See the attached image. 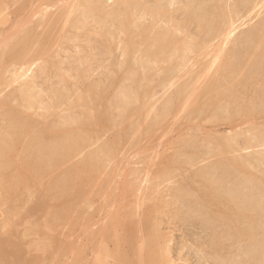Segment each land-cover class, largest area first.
I'll return each mask as SVG.
<instances>
[{
	"label": "rangeland",
	"instance_id": "1",
	"mask_svg": "<svg viewBox=\"0 0 264 264\" xmlns=\"http://www.w3.org/2000/svg\"><path fill=\"white\" fill-rule=\"evenodd\" d=\"M189 1H0V56L4 44L12 43L13 47L22 39L20 35H27L25 31L30 33L32 30V40L37 36L36 42L31 40L32 43H29L27 54L32 53L31 57L27 58L26 54V59L30 58V61L31 58L38 59L30 78L18 80L17 75L22 66L18 60L9 61L10 55L14 56L12 52L8 54L9 59L6 57L8 60L5 58L7 62L0 61V158L4 160L6 157L3 163L0 160V177L4 175L11 180L8 183L14 185L16 175L26 171L24 167L28 157L33 164L37 162L35 159H39L38 162L49 163L51 167L37 172V176L41 174L39 178L34 172H24L27 185L15 187V190L18 189L14 198L6 199L5 189L2 192L0 190V236H18L12 240H17L18 243L22 240L25 255L32 260L35 258L32 264H230L231 261V264H259L254 261V257L261 254L257 244L261 236H254L255 240L245 235L227 236L226 225L233 214L223 202L231 197L227 192H233L232 195H238L246 202L240 206L241 210L254 216L257 212L250 203L259 201L264 204V97L260 96V93H264V71L258 77L259 81H246L252 62L246 61L241 54L236 56L241 38L264 19V5L258 11L256 9L246 15L241 13L237 17L232 12L242 7L241 0L210 2L218 8L215 11L218 16L224 15L229 19L232 15L236 26L240 27H237L235 38L233 36L230 40L231 44L229 42L227 48L224 47L225 53L215 63L216 66L213 65V69L211 66L215 57H219L222 40L211 39L192 21L196 11L193 13L189 5L194 0ZM91 9L100 11L99 15L89 13ZM159 9L162 10L160 15L156 14ZM57 16L60 20L55 21V24L51 23ZM82 16L86 18L81 20ZM48 22L51 23L49 26ZM123 23L127 24L126 28ZM53 24L58 26L48 28ZM63 24L67 27L62 26ZM140 28L147 30L144 38ZM168 29L172 32L175 30L174 34L181 39L183 45L172 56L159 55V48L153 44L152 39ZM36 33H41L45 39L41 40V36ZM15 39L18 41L13 42ZM43 40L48 42H44L45 53L43 46L40 48ZM193 40H196L195 43ZM46 44H50L47 47L49 51ZM33 48L39 51L36 52ZM148 52L155 53L157 57L146 56ZM36 53L37 58L33 57ZM12 56V60H15ZM223 57L233 58L230 61L233 64L231 66H234L232 72L222 70L221 63L227 60H223ZM27 66L23 67L24 71ZM216 68L219 72H215ZM167 70L171 72L167 73ZM222 75L221 85L216 89L210 88L212 79L221 78ZM28 83H34L31 89L33 103L20 97L21 90L25 89L24 84ZM184 86L189 91L187 97H192L181 98L180 105L178 101L176 105H172L171 102ZM100 99L103 100L102 105ZM100 114L105 115L103 122L93 123L92 119ZM24 120L32 127H28V130L32 131L22 132L21 128H17L14 138L10 137L13 127ZM84 122L88 123L85 126L88 134L94 133L89 138L84 139L89 136L86 134L79 139L80 150H74L71 156L64 154L62 150L43 156L37 148L31 154L27 153L26 147L32 143L30 135L41 134L47 128L55 127L58 135L51 136L46 132V142L50 144L51 141L53 144L64 137V132L67 131L62 130L68 128L69 132L71 127L77 130L80 123ZM99 124L102 125L97 126ZM154 131L156 134H152ZM5 142L9 152L4 149V153L2 144ZM15 144L18 146L16 149ZM20 144L27 145H23L25 152ZM90 156L92 166L89 173L81 179L74 177L71 178L73 180H68L73 188L65 196L64 186L62 187L67 180L65 174L83 164ZM46 158H50V161ZM236 160L237 165L240 164L243 169L234 164ZM18 164H22L21 167ZM241 169L249 171L243 173ZM74 183L76 186L80 184L76 187ZM54 184L58 189L60 185L63 190L59 189L58 192L57 188L51 189ZM208 188L215 190L221 197L214 206L203 204L213 191ZM3 196L5 199H2ZM43 198L45 206L39 208ZM61 201L65 202L64 207L60 206ZM17 203L22 205L21 208ZM12 210L14 213L18 210V215H13ZM221 210L223 212L220 213ZM48 211L52 212L49 214ZM212 216H215L214 219ZM11 217L15 218L11 220ZM53 220L55 221L52 222ZM240 225L241 230L257 229L256 232L264 234V217L258 223ZM46 228L52 232H47ZM232 230L235 232L237 229ZM51 237L56 243L53 244ZM154 241L153 247L147 248L149 242ZM17 242L15 243L18 244ZM219 244L222 246H218ZM248 253L251 254L249 258L246 257Z\"/></svg>",
	"mask_w": 264,
	"mask_h": 264
},
{
	"label": "bare ground",
	"instance_id": "2",
	"mask_svg": "<svg viewBox=\"0 0 264 264\" xmlns=\"http://www.w3.org/2000/svg\"><path fill=\"white\" fill-rule=\"evenodd\" d=\"M0 1H2L3 2V0H0ZM121 1V0H120ZM213 1H217V0H194L193 2H191V0L189 1V2H191V4H189V2H188V4L190 5V9L193 11V13L195 12V18H193L192 19V21H195L198 25H199V27H200V30L202 31V32H205L208 36H210V38L212 39V38H221V40H222V47H221V51H219V57L217 58V57H215L216 59H215V62H213L212 63V66L211 67H213V69H214V66H216L215 65V63H217V61H219L218 59L219 58H221V56L223 55V53H225V50H224V47H226V46H228L227 44H229V42H230V40L232 39V37L235 35V33H236V30H237V27L238 26H236V24H235V22H234V20H233V17H232V15H230V17H229V19H227V17L226 16H224V15H217L216 14V9H218L217 7H216V5H211L212 3H213ZM242 1V7L241 8H239V10L238 9H236L235 11H233L232 13L235 15V16H240V14L241 13H243V14H249V13H252L253 11H255L256 9H257V11H258V8L259 9H261V6L263 7V5H264V0H241ZM2 2H0V3H2ZM4 2H5V0H4ZM3 2V3H4ZM7 2V1H6ZM51 2H52V0H51ZM53 2H55V1H53ZM66 2V1H65ZM68 2V1H67ZM210 2H212V3H210ZM221 2V1H220ZM9 3V2H8ZM225 3V2H224ZM67 4V3H66ZM141 4V3H140ZM188 4H187V6H188ZM216 4V3H215ZM1 5V4H0ZM219 5V4H218ZM56 6V5H55ZM138 6V5H137ZM136 6V7H137ZM142 6V5H141ZM69 7V6H68ZM117 7H119V6H117ZM143 7V6H142ZM71 8V7H70ZM122 8V7H121ZM156 8H159V7H156ZM135 9V8H134ZM138 9V8H137ZM166 9V8H165ZM189 9V8H188ZM47 10V9H46ZM122 10V9H121ZM153 10V9H152ZM160 10V11H159ZM159 10H157V12H156V14H161L162 12V10L161 9H159ZM45 11V10H44ZM59 11V10H58ZM58 11H57V13H58ZM131 11V10H130ZM98 12H100V11H98V10H96V9H91V10H89V13H91L92 15H99L98 14ZM49 13V12H48ZM80 13H81V11H80ZM83 13V12H82ZM86 13V12H85ZM120 13V12H119ZM147 13V12H146ZM155 13V12H154ZM167 13V12H166ZM189 13H191V12H189ZM255 13V12H254ZM68 14V13H67ZM223 14V13H222ZM62 15V14H61ZM191 15V17H194V16H192V13L190 14ZM217 15V16H216ZM242 15V14H241ZM49 16V15H48ZM48 16H46V17H48ZM55 15H53V17H54ZM58 16L60 17V14H58ZM57 16V18H54V20L52 19L50 22L51 23H54L55 24V21H58V20H60V18ZM130 16V15H129ZM152 16V15H151ZM234 16V17H235ZM43 17H44V15H43ZM53 17H51V18H53ZM64 17H65V15H64ZM72 17V16H71ZM86 18V16H82V17H80L81 18V20L82 19H85ZM102 18V17H101ZM56 19V20H55ZM62 19V18H61ZM79 19V18H78ZM94 19V18H93ZM108 19H109V17H108ZM118 19H120V18H118ZM126 19V18H125ZM43 20H46L45 18L43 19ZM191 20V19H190ZM239 20V19H238ZM70 21V20H69ZM50 22H48V26H49V24H51ZM79 23V22H78ZM116 23V22H115ZM120 23V22H119ZM127 23V22H126ZM126 23H123V27L124 28H126V26H127V24ZM50 25V27H48V28H51V27H54V26H56V25ZM126 24V25H125ZM22 25V24H21ZM235 25V26H234ZM58 26V25H57ZM56 26V27H57ZM62 26H64V24L62 25ZM99 26V25H98ZM103 26V25H102ZM143 26V25H142ZM22 27V26H21ZM56 27H54V28H56ZM64 27H67V25L66 26H64ZM43 27H41V29H42ZM97 28V27H96ZM99 28H101V27H99ZM186 28H189V27H186ZM238 28H240V27H238ZM15 29V28H14ZM47 29V28H46ZM62 29V28H61ZM64 29V28H63ZM67 29V28H66ZM141 29V32H142V38H144L145 37V35H146V33H147V30L145 29V28H140ZM153 29V28H152ZM156 29V28H155ZM34 30H36V29H34ZM44 30V29H43ZM49 31H50V29H48ZM55 30V29H54ZM122 30H123V28H122ZM160 30V29H159ZM239 30V29H238ZM10 31V30H9ZM19 31V30H18ZM18 31H16V33L18 32ZM29 31V30H28ZM32 31V30H31ZM31 31H30V33L29 32H27V31H25V34H27V35H25V37H24V35L22 36V35H20L21 37H22V39H20V42L19 43H17L16 42V45H13V47L11 46L12 45V43H11V45L10 44H4L5 46H4V49L2 50L3 51V53L1 54V56H0V61H2V63H4V62H7L6 61V59L8 58L9 59V56H8V54L10 53V52H12L11 54H13L14 56H12V55H10V59L11 60H9V61H15V62H20L21 63V66H22V68H20V69H22V70H20L19 72H18V75H17V77H19V79L18 80H24V79H26V78H30L31 76H30V74L31 73H33V70H34V66L37 64V60L36 59H34V60H32V58H31V61L29 60V59H26V54H27V50H28V48H29V43H32L33 41L34 42H36V40H37V36H36V38H34L33 40H32V37H33V34H31ZM53 31V30H52ZM60 31V30H59ZM175 31V30H174ZM172 32V31H170L169 29H168V31H164V32H161V33H159L158 34V36H156L154 39H152L153 40V44L154 45H157L158 46V48H159V55L161 54V55H168V54H171L170 56H172L173 54H175V52L176 51H178L179 50V48H180V46L181 45H183L182 44V41H181V39L179 40V37L177 38V35H175L174 33L175 32ZM249 31V30H248ZM247 31V32H248ZM21 32V31H20ZM27 32V33H26ZM105 32V31H104ZM155 32V31H154ZM34 33V32H33ZM46 33L47 34H50V33H48L47 31H46ZM65 33V32H64ZM119 33H120V31H119ZM157 33V32H156ZM29 34V35H28ZM37 35H40L41 37H40V39L42 40L44 37V35H41V33L40 34H38V33H36ZM42 34H45V33H43L42 32ZM53 34V33H52ZM140 34V37H141V33H139ZM237 34V33H236ZM46 35V34H45ZM154 35V34H153ZM200 35H202V34H200ZM19 36V38H21ZM50 36H51V34H50ZM133 36V35H132ZM236 36V35H235ZM235 36L233 37V39L235 38ZM6 37V36H5ZM11 37V36H10ZM9 37V38H10ZM139 37V36H138ZM150 37V36H149ZM9 38H7L8 39V41H9ZM50 39H51V37H49ZM80 38V37H79ZM182 38V37H181ZM200 38V37H199ZM36 39V40H35ZM39 39V38H38ZM45 39V38H44ZM132 39H134V38H132ZM151 39V38H150ZM32 40V42H30ZM47 40V39H46ZM131 40V39H130ZM149 40V39H148ZM15 41H18V40H14L13 42H15ZM49 41V40H48ZM195 41L196 40H193V43H195ZM44 42H45V40H43V43L41 42V46H40V48L42 47V50H43V48H44V46H45V44H44ZM150 42V41H149ZM40 43V42H39ZM45 43H48V42H45ZM145 43V42H144ZM143 43V44H144ZM192 43V42H191ZM34 44V43H33ZM131 44H133V43H131ZM134 44H136L135 42H134ZM138 44V43H137ZM230 44H231V42H230ZM1 45H3V44H1ZM35 46L37 45V44H34ZM47 45V44H46ZM50 45V44H49ZM49 45H47L46 46V48L47 47H49ZM54 45V44H53ZM56 45V44H55ZM150 45V44H149ZM239 47L237 46V49H238V52H237V55L236 56H238V54H241V56L246 60V61H248V62H252L251 64V67H250V70H249V74H248V78H247V80L246 81H252V82H257V80H258V77L260 76V75H262V73H263V71H264V19L263 20H261V21H259V24L257 25V26H255L254 28H252L248 33H246L245 35H244V37L243 38H241V40H240V43H239ZM38 46H39V44H38ZM2 47V46H1ZM99 47V46H98ZM112 47V46H111ZM185 47V46H184ZM31 48H32V46H31ZM39 48V49H40ZM46 48H45V51H46ZM55 48V47H54ZM142 48V47H141ZM227 48V47H226ZM34 49V48H33ZM32 49V51H33V53H34V50L36 51V49H34L33 50ZM47 50L49 51V48H47ZM189 50V49H188ZM37 51H39V50H37ZM36 51V52H37ZM48 51H47V53H48ZM134 51V50H133ZM136 51V50H135ZM237 51V50H236ZM235 51V52H236ZM14 52V53H13ZM43 52H44V50H43ZM147 52V51H146ZM29 53V52H28ZM45 53V52H44ZM46 53V54H47ZM177 53V52H176ZM188 53V52H187ZM32 54V53H31ZM30 54V55H31ZM146 54V53H145ZM28 56H27V58L30 56L29 54H27ZM40 55V54H39ZM38 55V56H39ZM177 55V54H176ZM188 55V54H187ZM218 55V54H217ZM235 55V54H234ZM8 56V57H7ZM11 56L12 57H14L15 58V60H12V58H11ZM47 56V55H46ZM145 56V55H144ZM146 56H148V57H152V56H154L155 58L157 57V56H155V53L153 54L152 52H148V54L146 55ZM224 56H227V55H224ZM229 56H231V55H229ZM233 56V55H232ZM7 57V58H6ZM31 57V56H30ZM33 57H36L37 58V53H36V55L35 56H33ZM41 57V56H40ZM176 57V56H175ZM6 58V59H5ZM44 58V57H43ZM224 58L225 59H227V57H223V60H224ZM235 58V57H234ZM7 59V60H8ZM41 59H42V57H41ZM183 59V58H182ZM182 59H180V60H182ZM232 59L233 58H229V59H227V60H225V61H223V63H221L222 65H221V68H223L222 70L224 71V72H232L233 70H234V66H231V65H233L230 61H232ZM5 60V61H4ZM18 60V61H17ZM28 60V61H27ZM48 60V59H47ZM52 59H50V61H51ZM172 60V59H171ZM4 61V62H3ZM57 62V61H56ZM171 62V61H170ZM1 63V62H0ZM154 63V62H153ZM165 63V62H164ZM65 64V63H64ZM150 64H152V63H150ZM158 64V63H157ZM160 64V63H159ZM158 64V65H159ZM218 64H219V62H218ZM16 65V64H15ZM28 65V66H27ZM57 65V64H56ZM154 65L156 66V64L154 63ZM174 65V64H173ZM177 65V64H176ZM214 65V66H213ZM17 66V65H16ZM15 66V67H16ZM24 66H27L28 68H27V70H25L24 71ZM4 67V66H3ZM24 67V68H23ZM42 67V66H41ZM50 67V66H49ZM218 67V66H217ZM233 67V68H232ZM221 68H220V71H221ZM1 69V68H0ZM129 69V68H128ZM137 69V68H136ZM211 70H212V68H210ZM225 69V70H224ZM237 69V68H236ZM17 70V69H16ZM173 70V69H172ZM2 71V70H1ZM18 71V70H17ZM164 71V70H163ZM219 72V70H218V68H216V71L215 72ZM49 72V71H48ZM52 72H53V70L51 71V74H52ZM171 72V70L170 71H168L167 70V73H170ZM207 72H208V70H207ZM209 72H211L210 70H209ZM17 73V72H16ZM77 73H78V71H77ZM160 73V72H159ZM238 73V72H237ZM240 74V73H239ZM128 75H129V73H128ZM158 75V74H157ZM165 75V74H164ZM207 75V74H206ZM3 76V75H2ZM49 76V75H48ZM156 76V75H155ZM205 76V75H204ZM225 76V75H224ZM17 77H16V80H17ZM180 77H181V75H180ZM160 78V77H159ZM182 78V77H181ZM202 78V77H201ZM0 82L2 81V78L0 77ZM32 79V78H31ZM180 79V78H179ZM215 79V80H214ZM261 79V78H260ZM27 80V79H26ZM213 81L211 82V84H210V88H215L216 89V87L217 86H219V85H221V83H222V80H223V75H222V77L220 78H213L212 79ZM224 80H226V79H224ZM25 81V80H24ZM115 81V80H114ZM259 81V80H258ZM3 82H5L4 80H3ZM14 82V81H13ZM18 82V81H17ZM16 82V83H17ZM201 82V81H200ZM70 83V82H69ZM78 83V82H77ZM198 83H199V81H198ZM206 83V82H205ZM225 83H226V81H225ZM249 83V82H248ZM64 84V83H63ZM85 84V83H84ZM88 84V83H87ZM25 86H24V88L25 89H23V90H21V95H20V97L22 98V100H28L29 101V103H33V95L31 94V89L33 88V86H34V83H28V84H24ZM199 85V84H198ZM223 85V84H222ZM250 85H252L251 83H250ZM8 86V85H7ZM71 85H69V87H70ZM78 86V85H77ZM86 86V85H85ZM207 86H208V84H207ZM246 86V85H245ZM203 87V86H202ZM244 87V86H243ZM63 88V87H62ZM115 88V87H114ZM84 89V88H83ZM87 89V88H86ZM55 90V89H54ZM204 90H206V88L204 87ZM33 91V90H32ZM76 91V90H75ZM127 92V91H126ZM188 88H185V86L182 88H180V90L178 91V94H177V96H175V98H174V100L171 102V104L172 105H176V103H177V101L179 102V101H181V98H184V97H187V94H188ZM210 92H212V90H210ZM60 93V92H59ZM195 94V93H194ZM198 95H199V93H197ZM197 94H195V95H197ZM91 95H93V94H91ZM190 95V94H189ZM201 95V94H200ZM206 95V94H205ZM211 95V94H210ZM88 96V95H87ZM103 96V95H102ZM191 96V95H190ZM189 96V97H190ZM260 96L261 97H264V93H260ZM41 97V96H40ZM51 97V96H50ZM90 97V96H89ZM189 97H187V98H189ZM192 97V96H191ZM200 97V96H199ZM201 97H202V95H201ZM256 97V96H255ZM96 98H97V96H96ZM123 98H124V95H123ZM93 99V97L91 98V100ZM97 99H99V97L97 98ZM122 99V98H121ZM195 100V99H194ZM197 100V99H196ZM264 100V99H263ZM61 101V100H60ZM82 101V100H81ZM97 101V100H96ZM103 101V100H102ZM101 101V99H100V104L102 105L103 104V102ZM182 101H184V100H182ZM65 102V101H64ZM84 102H85V100H84ZM102 102V103H101ZM187 102H188V100H187ZM199 102V101H198ZM86 103V102H85ZM88 103V102H87ZM98 103V102H97ZM180 103L181 102H179V105H180ZM184 103H186L185 101H184ZM195 103V102H194ZM258 103V102H257ZM64 104V103H63ZM84 104V103H83ZM105 104V103H104ZM169 104V103H168ZM201 104V103H200ZM209 104V103H208ZM23 105V104H22ZM190 105V104H189ZM192 105V104H191ZM33 106V105H32ZM91 106H92V104H91ZM185 106V105H184ZM198 106V105H197ZM260 106V105H259ZM120 107V106H119ZM179 107V106H178ZM178 107H176V108H178ZM190 107V106H189ZM195 107V106H194ZM208 107V106H207ZM245 108H246V106H244ZM248 107V106H247ZM102 108V107H101ZM100 109V108H99ZM130 109H132V108H130ZM172 109V108H171ZM189 109V108H188ZM196 109V108H195ZM209 109V108H208ZM133 110V109H132ZM178 110H180V109H178ZM182 110V109H181ZM17 111V110H16ZM113 111V110H112ZM130 111V110H129ZM198 111V110H197ZM211 111V110H210ZM83 112V111H82ZM90 112V111H89ZM88 112V113H89ZM102 113H104L103 112V110L101 111ZM177 112V111H176ZM203 112V111H202ZM247 112V111H246ZM14 113H15V111H14ZM85 113L86 112H84V115H85ZM93 113V112H92ZM99 113V112H98ZM181 113V112H180ZM255 113V112H254ZM17 114V113H16ZM15 114V115H16ZM90 114V113H89ZM97 114V113H96ZM113 114V113H112ZM242 114V113H241ZM104 114H100V115H98V116H95V118H93L92 119V121H93V123H96V122H103V119H104V116H103ZM127 115H128V113H127ZM127 115H125V116H127ZM13 116H14V114H13ZM57 116V115H56ZM85 116H87V115H85ZM84 116V117H85ZM196 117H197V115H195ZM264 116V115H263ZM135 117V116H134ZM247 117H249V116H247ZM22 118V117H21ZM24 118V117H23ZM83 118V117H82ZM109 118V117H108ZM128 118V117H127ZM251 118V117H250ZM88 119V118H87ZM106 119V118H105ZM133 119V118H132ZM192 119V118H191ZM28 120V119H27ZM35 120V119H34ZM239 120V119H238ZM245 120V119H244ZM248 120V119H247ZM74 121V120H73ZM83 121V120H82ZM85 121V120H84ZM87 121V120H86ZM19 123V121H17L16 120V123ZM90 123V125H91V120L89 121ZM221 122H223V121H221ZM237 122V121H236ZM92 123V124H93ZM126 123V122H125ZM226 123V122H225ZM52 124V123H51ZM69 124V123H68ZM88 123L87 122H84V123H80V125H79V129H77V130H74V128L72 129V127H71V129L73 130V131H71L70 132V128H69V132H68V128L67 129H64V130H62L63 132L64 131H67V132H64V137L62 138V134H60L61 136H60V138H62L60 141H56L55 143H53V144H51V141H50V144L48 143V142H46V140H47V137H46V132L48 131V133L47 134H51V136H56V135H58V129L57 128H55V127H49V125H48V127L49 128H47V130L46 131H44V132H42L41 134H34V135H30V139H31V144H29L28 146L26 145V144H23V145H26L27 147H26V151H27V153H29V154H31L30 152L31 151H34L33 149L34 148H37V149H39V151H40V153L43 155V156H49V155H51V154H53V153H56V152H59L60 150H62L63 152H65L64 154H66V155H70L71 156V152H74V150H78V148L81 146L80 144H81V141L78 143V141H79V139H81L83 136H85L86 134L87 135H89V136H86V137H84V139H86L87 137L89 138L90 137V135H93V133L94 132H91L92 134H88V132H87V130L85 129L86 127V125H87ZM233 124H235V122L233 123ZM102 125V124H101ZM100 124L99 125H97V126H101ZM228 125V124H227ZM53 126V125H52ZM235 126V125H234ZM28 127H30V128H32L31 126H29V124H27L26 122H25V120L24 121H22V123L20 122V124L17 126H14L13 127V131L10 133V137H12V138H14V136H15V133H17L16 132V130H17V128H21V131L22 132H26L27 130H28ZM45 127H47V126H45ZM123 127V126H122ZM29 128V129H30ZM36 129V128H35ZM40 129H42V128H40ZM46 129V128H45ZM94 129V128H93ZM19 130V129H18ZM90 130H92V129H90ZM122 130V129H121ZM20 131V132H21ZM29 132L30 131H32V130H28ZM35 132H36V130H34ZM94 131V130H93ZM123 131V130H122ZM152 131H153V129H152ZM60 132H61V130H60ZM62 132V133H63ZM8 133V134H9ZM77 133V134H76ZM123 133V132H122ZM27 134V133H26ZM30 134V133H29ZM32 134V133H31ZM152 134H156L155 133V131H154V133H152ZM17 135V134H16ZM25 137L27 136V135H24ZM49 136V135H48ZM59 138V139H60ZM213 138V137H212ZM258 138V137H257ZM28 139V138H27ZM119 139V138H118ZM123 139V138H122ZM125 139V138H124ZM13 140V139H12ZM24 140V139H23ZM23 140H22V142H23ZM90 140V139H89ZM88 140V141H89ZM15 142H16V140H14ZM29 141V140H28ZM222 141V140H221ZM221 141H219V142H221ZM226 141V140H225ZM238 141V140H237ZM9 142V141H8ZM19 142H21V141H19ZM25 142H27L26 140H25ZM91 142V141H90ZM199 142V141H198ZM10 143V142H9ZM205 143H206V141H205ZM225 143V142H224ZM247 143V142H246ZM11 144V143H10ZM219 144V143H218ZM229 144V143H228ZM12 145H13V142H12ZM12 145H11V147H12ZM20 145H22V144H20ZM22 145V149L24 150V152H25V148H24V146ZM85 145V144H84ZM220 145V144H219ZM223 145V144H222ZM226 145V144H225ZM1 146V145H0ZM17 145L15 144V147H14V149H16L17 147H16ZM20 147V146H19ZM226 147H227V145H226ZM7 148H9L8 146H7V142H5V144L3 145L2 144V150H3V152L5 151L4 149H6L8 152H9V150L7 149ZM108 148V147H107ZM185 148V147H184ZM229 148V147H228ZM13 149V148H12ZM13 149V150H14ZM109 149V148H108ZM214 149V148H213ZM0 150H1V148H0ZM12 150V151H13ZM80 150V149H79ZM78 150V151H79ZM82 150V149H81ZM230 150H231V148H230ZM229 150V151H230ZM11 151V150H10ZM20 151V150H19ZM76 152V151H75ZM0 153H2V151L0 152ZM5 153V152H4ZM21 153V152H20ZM61 153V152H60ZM188 153V152H187ZM10 154V153H9ZM12 154V153H11ZM33 154H35V153H33ZM58 154V153H57ZM97 154V153H96ZM216 154V153H215ZM4 155V154H3ZM5 155H7V154H5ZM4 155V156H5ZM37 155V154H36ZM36 155H34L35 157H36ZM2 155L0 154V157H1ZM11 156V155H10ZM20 156H22V155H20ZM23 156H24V154H23ZM58 156V155H57ZM61 156V155H60ZM100 156V155H99ZM9 157V156H8ZM30 157H31V155H30ZM61 157H63V155L61 156ZM91 158H88V160H84L83 162V164H81V165H79V166H77L76 168H74V169H72L71 171H69V172H67L65 175V177L67 178V180L65 181V182H63V184H62V187L64 186V191L66 192L65 193V196H67L66 194L68 193V191H70V189L71 188H73V187H71V185L73 186V184H71L70 183V181H68V180H73V179H71V178H74V177H77V178H82L83 176H86L88 173H89V171H90V167L92 166H90V164H91V162H90V160L92 159V156H90ZM200 157V156H199ZM3 158V157H2ZM6 158V157H5ZM5 158H4V160H5ZM37 158V157H36ZM52 158H53V156H52ZM94 158V157H93ZM29 159V160H28ZM38 159V158H37ZM43 159V158H42ZM47 159V158H46ZM55 159V158H54ZM0 160H1V158H0ZM4 160H1L2 161V163H3V161ZM26 160H28L27 161V163H26V166L24 167V170H26V171H24V172H34L35 173V175H36V177H38L39 178V175H41L40 173H39V175L37 176V172H41V170H43L44 171V169H46L47 167L49 168L50 166H49V163H48V165L47 164H45L44 162H38V160H36L35 159V161H37L36 162V164H33L34 162L32 161V159L31 158H26ZM48 161H50V158H48L47 159ZM65 160H66V158H65ZM100 160H102V159H100ZM202 160V159H201ZM232 160V159H231ZM1 161H0V163H1ZM10 162H11V160H9ZM59 161H61V160H59ZM92 161V160H91ZM229 162H231L230 160H228ZM239 161V160H238ZM5 162V161H4ZM95 162V161H94ZM98 162V161H97ZM254 162V161H253ZM12 163V162H11ZM62 163V162H61ZM60 163V164H61ZM100 163H102V162H100ZM223 163V162H222ZM22 164H23V162H22ZM22 164H20V165H22ZM93 164V163H92ZM234 164H236L237 165V160H236V163H234ZM241 164H243V163H241ZM245 164V163H244ZM10 165H12V164H10ZM19 165V164H18ZM19 165V167H21ZM47 165V166H46ZM56 165V164H55ZM57 165H59V164H57ZM95 165V164H94ZM54 166V165H53ZM52 166V167H53ZM96 166V165H95ZM94 166V167H95ZM99 166V165H98ZM103 166V165H102ZM101 166V167H102ZM232 166H234V165H232ZM238 166V168L240 169V168H242V167H240V164L239 165H237ZM236 166V167H237ZM228 167V166H227ZM51 168V167H50ZM56 168H57V166H56ZM99 168V167H98ZM166 168H167V166H166ZM244 168V167H243ZM242 168V169H243ZM2 169V168H1ZM10 169H11V166H10ZM233 169V168H232ZM237 169V168H236ZM241 169V170H242ZM255 169V168H254ZM5 170V169H4ZM49 170V169H48ZM238 170V169H237ZM241 170H240V172H241ZM13 171V170H12ZM19 171V170H18ZM47 170H45V172H46ZM51 171V170H50ZM239 171V170H238ZM243 171V173H245V172H248L249 170H247V171H244V170H242ZM24 172L23 173H21V174H19V175H16V177H15V180H16V183L13 185V184H9V183H11V180L9 181L6 177H4V175H3V177H0V190H1V192H2V190L3 189H5V193H6V196H5V198L6 199H10V198H14V196H15V193H17V192H15V191H17V189L15 190V187H19L20 185L22 186V185H27V183H26V181H25V177H26V175H24ZM250 172H251V170H250ZM250 172L248 173V174H250ZM255 172V171H254ZM31 173V175H33ZM44 173V172H43ZM28 174V173H27ZM48 174V173H47ZM94 174V173H93ZM197 174V173H196ZM228 174V173H227ZM9 175V174H8ZM14 175V174H13ZM195 175V174H194ZM230 175H232V174H230ZM7 176V175H6ZM30 176V175H29ZM89 176V175H88ZM35 177V176H34ZM195 177H196V175H195ZM243 177V176H242ZM28 178V177H27ZM30 178H31V176H30ZM87 178V177H86ZM192 178V177H191ZM216 178V177H215ZM245 178H246V176H245ZM10 179V178H9ZM35 179V178H34ZM76 179V178H75ZM194 179V178H193ZM198 180H199V178H197ZM36 180V179H35ZM42 180V179H41ZM57 180H58V178H57ZM65 180V179H64ZM188 180V179H187ZM214 180V179H213ZM13 181V183H14V180H12ZM40 181V180H39ZM54 181V180H53ZM79 181V180H78ZM81 181V180H80ZM195 181V180H194ZM9 182V183H8ZM36 182V181H35ZM189 182H190V180H189ZM195 182H197V181H195ZM56 183H57V181H56ZM60 183V182H59ZM62 183V182H61ZM81 183V182H80ZM79 183V184H80ZM213 183V182H212ZM258 183V182H257ZM7 184H9L10 186V188H8V185ZM53 184V183H52ZM78 184V185H79ZM185 184V183H184ZM217 184H220V181H217ZM74 185L76 186V184L74 183ZM77 185V186H78ZM187 185H189L188 184V182H187ZM229 185V184H228ZM251 185V184H250ZM51 186V185H50ZM53 187L51 188V189H53L54 190V188H57V186H56V184H54V185H52ZM75 186H74V188H75ZM76 186V187H77ZM201 186H202V184H201ZM27 187V186H26ZM62 187H61V189H60V185H59V189L60 190H63L62 189ZM80 187V186H79ZM188 187V186H187ZM193 187V186H192ZM200 187V186H199ZM87 188V187H86ZM184 188V187H183ZM194 188V187H193ZM198 188V187H197ZM26 189V188H25ZM59 189L57 188L56 189V191H58L59 192ZM84 189H85V186H84ZM195 189V191H196V188H194ZM193 189V190H194ZM209 189V188H208ZM220 188H218V190H219ZM20 190V189H19ZM203 190V189H202ZM209 190H211V189H209ZM209 190H208V193H210L209 192ZM213 190V189H212ZM211 190V191H212ZM73 191V190H72ZM199 191H201V190H199ZM204 191H205V189H204ZM207 191V190H206ZM205 191V192H206ZM27 192V191H26ZM46 192V191H45ZM73 193V192H72ZM194 193V192H193ZM192 193V194H193ZM197 193H198V191H197ZM229 195H231V197H229V199H227L226 200V202H223L224 204H225V206H226V208H228L230 211H232V216L230 215V222H229V224L228 225H226L227 226V236H248L250 239H252V240H255V239H253L254 238V236H261V239L260 240H258V242H257V244H258V247L261 249V254L260 255H257V256H255L254 257V261L256 262V263H259V264H264V234L263 233H260V232H256V230H252L251 228L250 229H245V230H241V229H239L242 225H240V224H242V223H251V222H257L258 223V220L259 219H262L263 217H264V204L262 203V202H259V201H255V202H253V203H250L253 207H254V209L256 210V212H257V215H249V213L247 212H243L242 210H241V207L240 206H242V204H246V202H244L243 201V199H241L238 195H232L233 194V192H227ZM252 193V192H251ZM2 194V193H1ZM26 194V193H25ZM206 194V193H205ZM63 195V194H62ZM87 195V194H86ZM208 195V194H207ZM17 196H18V194H17ZM42 196V195H41ZM47 196V195H46ZM64 196V197H65ZM84 196V195H83ZM200 196V195H199ZM257 196V195H256ZM1 197V196H0ZM45 197V196H44ZM52 198L54 197V193H53V195L51 196ZM69 197V196H68ZM187 197H188V195H187ZM186 197V198H187ZM4 198V196H3V198L2 199H5ZM21 198V197H20ZM67 198V197H66ZM79 198V197H78ZM221 197L219 196V195H217V193L215 192V190H213L212 192H211V194L208 196V200H206L205 202L203 201V204L204 205H207V206H214V204H216V202H217V199H220ZM197 199V198H196ZM205 199V198H204ZM1 200V199H0ZM43 200V202L41 203V205L39 206V208H41V207H44L45 206V201H44V198L42 199ZM49 200V199H48ZM48 200H46V201H48ZM57 199L55 198V201H56ZM62 200H63V198H62ZM191 200V199H190ZM189 200V201H190ZM193 200V199H192ZM203 200V199H202ZM2 201V200H1ZM1 201H0V203H1ZM21 201V200H20ZM39 201V200H38ZM37 201V202H38ZM60 201V200H59ZM10 202V201H9ZM8 202V203H9ZM13 202V201H12ZM64 202V201H63ZM4 203V202H3ZM22 203H23V201H22ZM52 203V202H51ZM67 203V202H66ZM209 204V205H208ZM218 205H219V203H217ZM222 204V203H221ZM7 205V204H6ZM17 205H18V203H17ZM48 205V204H47ZM61 205H63V207H64V205H65V202L64 203H62V201H61V204H60V206ZM67 205H68V203H67ZM66 205V206H67ZM72 205V204H71ZM188 205V204H187ZM19 206V205H18ZM17 206V207H18ZM22 206V205H21ZM21 206H19L20 208H21ZM70 206V205H69ZM192 206V205H191ZM216 206V205H215ZM50 207V206H49ZM199 207V206H198ZM9 208V207H8ZM19 208V209H20ZM29 208V207H28ZM31 208V207H30ZM33 208H35V205H34V207ZM46 208V207H45ZM51 209H52V207H50ZM217 208L219 209V207L217 206ZM17 209V208H16ZM18 209V210H19ZM54 209H55V207H54ZM205 209V208H204ZM213 209V208H212ZM18 210H16V212L14 213V210H12L11 212H12V214L13 215H15V214H17V213H19V212H17ZM21 210V209H20ZM27 210V209H26ZM29 210V209H28ZM41 210V209H40ZM58 210V209H57ZM211 210V209H210ZM21 211H23V210H21ZM36 211H37V209H36ZM53 211V210H52ZM51 211V212H52ZM59 211H60V209H59ZM61 211H63V210H61ZM206 211V210H205ZM50 211H48L47 213H49ZM50 212V213H51ZM67 212V211H66ZM208 212V211H207ZM213 212V211H212ZM211 212V213H212ZM221 212H223V210H221L220 211V213ZM41 213V212H40ZM44 213V212H43ZM49 213V214H50ZM54 213V212H53ZM56 213V212H55ZM202 213V212H201ZM21 214V213H20ZM22 214H25V213H22ZM187 214V213H186ZM9 215V214H8ZM18 215V214H17ZM45 215H46V213H45ZM204 215H207V216H211V214H206V213H204ZM228 215V214H227ZM10 216V215H9ZM24 216V215H23ZM37 216V215H36ZM54 216V215H53ZM61 216H62V214H61ZM64 216H65V214H64ZM17 217V216H16ZM18 217H20V216H18ZM27 217V216H26ZM51 217V216H50ZM213 217V216H212ZM211 217V218H212ZM215 217V216H214ZM214 217H213V219H214ZM12 218H15V217H11V220H12ZM22 218V217H21ZM56 218V217H55ZM187 218V217H186ZM6 219V218H5ZM61 219V218H60ZM65 219V218H64ZM10 220V219H9ZM10 220V221H11ZM29 220V219H28ZM32 220V219H31ZM49 220V219H48ZM58 220H59V218H58ZM57 220V221H58ZM215 220H217L216 218H215ZM9 221V222H10ZM30 221V220H29ZM51 221V220H50ZM55 220H53L52 222H54ZM209 221V220H208ZM219 221V220H218ZM221 221V220H220ZM6 222V221H5ZM12 222V221H11ZM15 222V221H14ZM21 222V221H20ZM19 222V223H20ZM205 222H206V220H205ZM215 222V221H214ZM225 222V221H224ZM261 222V221H260ZM27 223V222H26ZM31 223V222H30ZM49 223V222H48ZM56 223V222H55ZM213 223V222H212ZM262 223V222H261ZM50 224V223H49ZM48 224V225H49ZM53 224V223H52ZM51 224V225H52ZM57 224V223H56ZM238 224L240 225V226H238ZM253 224V223H252ZM263 224V223H262ZM0 225H1V223H0ZM6 225V224H5ZM12 225V224H11ZM19 225V224H18ZM39 225V224H38ZM209 225H211L210 223H209ZM222 225V224H221ZM249 225V224H248ZM255 225V224H254ZM26 226V225H25ZM33 226V225H32ZM223 226V225H222ZM251 226H253V225H251ZM256 226V225H255ZM264 226V225H263ZM9 227V226H8ZM31 227V226H30ZM29 227V228H30ZM42 227V226H41ZM40 227V228H41ZM217 227V226H216ZM13 228H15V227H13ZM12 228V229H13ZM232 228H236L237 230L234 232V230H232ZM246 228V227H245ZM11 229V230H12ZM28 229V228H27ZM48 229H49V227H48ZM55 229H58V228H55ZM10 230V231H11ZM18 230V229H17ZM45 230V229H44ZM46 230H47V228H46ZM45 230V231H46ZM50 230V229H49ZM260 230V229H259ZM264 230V229H263ZM25 231V230H24ZM23 231V232H24ZM30 231V230H29ZM36 231V230H35ZM22 232V233H23ZM44 232V231H43ZM47 232H52V231H48L47 230ZM3 233V232H2ZM25 233H26V231H25ZM57 233V232H56ZM12 234V233H11ZM48 234V233H47ZM15 235V233H13V236ZM53 235V234H52ZM12 236V237H13ZM38 236V235H37ZM43 236V235H42ZM48 236V238H50L49 237V235H47ZM11 236H9V237H6V236H3L2 235V237L0 236V262L2 263V264H32V263H34L35 261H34V259L32 260V258L30 259V258H28L27 257V255H25V250L22 248V238L20 239L21 241H20V243H18L17 242V240L16 241H13L12 239L13 238H16V237H18V236H14L13 238H10ZM150 237V236H149ZM219 237V236H218ZM32 238V237H31ZM52 238V240H53V244L54 243H56L55 241H54V239H53V237H51ZM153 238V237H152ZM37 239V238H36ZM44 239V238H43ZM147 239H149V238H147ZM258 239H259V237H258ZM29 240V239H28ZM153 240H155V238L153 239ZM160 240V239H159ZM215 240V239H214ZM225 240V239H224ZM26 241V240H25ZM36 240H34V242H35ZM38 241H39V239H38ZM146 241V240H145ZM148 241V240H147ZM157 241V240H156ZM220 241V240H219ZM238 241V240H237ZM248 241V240H247ZM15 242H17L18 244H16ZM235 242H236V240H235ZM22 243V244H21ZM33 243V242H32ZM40 243V242H39ZM49 243H51V241L49 242ZM216 243V242H215ZM222 243V242H221ZM250 243V242H249ZM252 243V242H251ZM38 244V243H37ZM44 244V243H43ZM52 244V243H51ZM52 244V245H53ZM153 244H155V241L154 242H149V245H147V248H149V246H152ZM226 244V243H225ZM30 245H31V243H30ZM52 245H50V246H52ZM158 245V244H157ZM215 245V244H214ZM33 246V245H32ZM44 246V245H43ZM49 246V245H48ZM47 246V247H48ZM161 246V245H160ZM218 246H222V245H218ZM253 246V245H252ZM35 247V246H34ZM37 247H38V245H37ZM144 247H146L145 245H144ZM143 247V248H144ZM153 247V246H152ZM156 247V246H155ZM162 247V246H161ZM214 247V246H213ZM225 247V246H224ZM31 248V247H30ZM45 248V247H44ZM51 248V247H50ZM146 248V249H147ZM251 248V247H250ZM46 249V248H45ZM145 249V250H146ZM150 249V248H149ZM154 249V248H153ZM164 249V248H163ZM217 249H219V248H217ZM249 249V248H248ZM248 249H247V251H248ZM24 250V251H23ZM32 250V249H31ZM152 250V249H151ZM251 250H253V249H251ZM47 251V250H46ZM149 251V250H148ZM162 251V250H161ZM216 251V250H215ZM139 252V251H138ZM147 252V251H146ZM149 252H151V251H149ZM154 252V251H153ZM165 252H166V250H165ZM160 252H158V254H159ZM228 253V252H227ZM35 254V253H34ZM139 254H140V252H139ZM138 254V255H139ZM156 254H157V252H156ZM163 254V253H162ZM169 254V253H168ZM214 254V253H213ZM221 254H223V253H221ZM155 255V254H154ZM153 255V256H154ZM245 255V254H244ZM142 256V255H141ZM140 256V257H141ZM117 257H120V256H117ZM147 257V256H146ZM163 257H165V256H163ZM246 257L247 258H249V257H251V254L250 253H248L247 255H246ZM160 258H161V256H160ZM167 258V257H166ZM37 259V258H36ZM163 259V258H162ZM37 262V261H36ZM39 263V262H38ZM231 263H232V261H231ZM230 263V264H231ZM143 264H145V263H143ZM236 264V263H235ZM248 264V263H247Z\"/></svg>",
	"mask_w": 264,
	"mask_h": 264
}]
</instances>
